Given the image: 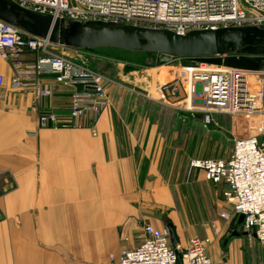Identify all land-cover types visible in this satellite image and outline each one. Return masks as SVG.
Masks as SVG:
<instances>
[{
    "label": "crops",
    "instance_id": "0c3cea01",
    "mask_svg": "<svg viewBox=\"0 0 264 264\" xmlns=\"http://www.w3.org/2000/svg\"><path fill=\"white\" fill-rule=\"evenodd\" d=\"M127 67L115 62L109 70L95 68L120 85L111 87L113 102L94 137L87 128L39 129L35 108L67 112L68 94L57 89L53 98L36 102L31 90L13 92L12 68L0 58L8 87L7 98L0 102V264H105L107 259L111 264L110 255L118 257L122 245H136L124 241L135 228L145 223L167 225L160 226L157 218L169 193L150 189L159 186L160 179L157 120L148 128L144 107L176 109L129 88L148 89L169 78L172 66ZM42 82L53 80L47 77ZM126 94L136 102L124 100ZM122 107L126 114L120 113ZM138 107L142 112L134 114ZM224 231L218 237L213 231L206 235L213 239L208 252L216 264L225 260L219 251ZM193 235L178 233V241L186 245ZM224 245L230 254L226 263L238 264L235 245L228 239Z\"/></svg>",
    "mask_w": 264,
    "mask_h": 264
},
{
    "label": "built area",
    "instance_id": "2783aa9c",
    "mask_svg": "<svg viewBox=\"0 0 264 264\" xmlns=\"http://www.w3.org/2000/svg\"><path fill=\"white\" fill-rule=\"evenodd\" d=\"M38 14L75 21H101L167 28L185 33L194 29L264 25V0H8ZM68 49L28 34L0 19V58L10 64L9 88L32 91L36 102L55 96L62 89L69 96L67 112L36 107L38 128H87L94 137L104 111L112 104L111 87L120 85L106 73L77 62L59 52ZM70 49V48H69ZM29 54L35 57L30 59ZM169 78L148 89H129L185 117L198 118L205 126L220 116H249L264 120V69L238 68L198 63L184 65L180 58ZM52 84H43L44 78ZM7 80L0 72V102L7 98ZM35 134V132H33ZM193 169L205 180L222 186V195L232 208L219 214L213 224L216 237L235 216L244 215L243 229L264 248V130L260 134L236 137L229 158H192ZM232 229V228H231ZM134 246L125 247L111 264H216L209 255L213 239L192 236L186 245L171 242L167 225L142 226ZM129 239L126 237L125 241ZM224 260L221 264H227Z\"/></svg>",
    "mask_w": 264,
    "mask_h": 264
},
{
    "label": "rangeland",
    "instance_id": "374dc122",
    "mask_svg": "<svg viewBox=\"0 0 264 264\" xmlns=\"http://www.w3.org/2000/svg\"><path fill=\"white\" fill-rule=\"evenodd\" d=\"M59 49V52L73 60L97 69H112L115 62L128 64V69L142 70L161 64L159 63V54L155 52L145 58L108 47ZM180 61L184 65L205 63L209 66L226 65L264 69V57L234 54L214 56L210 59L180 58ZM124 96V100L136 102V98L128 94ZM126 111L127 108L120 109L121 114L123 112L126 114ZM137 111L141 113L142 108L138 107L133 111L134 114ZM144 114H147L146 126L151 128L156 118L159 131V139L156 142L157 146L159 144L160 153L156 155V158L159 160L157 172L160 179L158 180L159 186L150 187L151 193L159 188V190L168 192L170 199L158 211L157 220L160 226L172 223L178 239H181L179 236H184L189 231L194 232V235L206 237L210 231H213V224L220 219L219 214L230 211L232 206L222 196V187L206 181L201 170L190 167V160L199 157L229 158L233 150L234 139L260 134L264 130V120L255 116H220L214 124L205 126L201 116L196 119L190 116L185 117L181 112L153 104L144 107ZM152 209H154L153 206H151ZM141 234L142 228L137 227L129 238L125 235V238L127 237L129 240L124 241L125 243H137ZM190 237L192 236H189L188 239ZM226 239L233 243L234 249L238 251V264H264V248L256 238H251L248 235L235 236L233 229L227 227L219 241L220 259H230L228 246L224 245ZM122 247L123 250L126 245H122ZM105 264H109L108 259Z\"/></svg>",
    "mask_w": 264,
    "mask_h": 264
},
{
    "label": "water",
    "instance_id": "95a60500",
    "mask_svg": "<svg viewBox=\"0 0 264 264\" xmlns=\"http://www.w3.org/2000/svg\"><path fill=\"white\" fill-rule=\"evenodd\" d=\"M0 19L18 29L50 42L75 49L114 47L136 52H155L162 64L174 58H206L226 55L264 56V25L194 29L179 33L167 28L101 21H75L38 14L19 4L0 0ZM244 215L233 217L235 236L248 235ZM173 246L178 243L175 228L167 223ZM177 264H181L178 253Z\"/></svg>",
    "mask_w": 264,
    "mask_h": 264
},
{
    "label": "trees",
    "instance_id": "16d2710c",
    "mask_svg": "<svg viewBox=\"0 0 264 264\" xmlns=\"http://www.w3.org/2000/svg\"><path fill=\"white\" fill-rule=\"evenodd\" d=\"M108 48L119 49V50L124 51L126 53H130V54L132 53V54H134L136 56H141V57H145V58L151 56L152 53H154V52H136V51H130V50L121 49V48H114V47H108ZM260 57H264V56H260ZM210 58H212V57H206V58H191V59H210ZM159 63H161L160 60H159Z\"/></svg>",
    "mask_w": 264,
    "mask_h": 264
},
{
    "label": "bare ground",
    "instance_id": "6f19581e",
    "mask_svg": "<svg viewBox=\"0 0 264 264\" xmlns=\"http://www.w3.org/2000/svg\"><path fill=\"white\" fill-rule=\"evenodd\" d=\"M119 220V219H118ZM78 231H79V229H78ZM93 259V258H92Z\"/></svg>",
    "mask_w": 264,
    "mask_h": 264
}]
</instances>
